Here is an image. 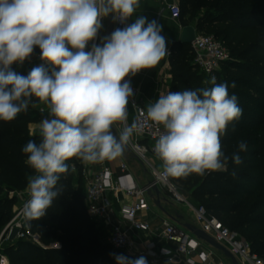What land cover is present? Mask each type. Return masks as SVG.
Wrapping results in <instances>:
<instances>
[{"label":"clouds","instance_id":"1","mask_svg":"<svg viewBox=\"0 0 264 264\" xmlns=\"http://www.w3.org/2000/svg\"><path fill=\"white\" fill-rule=\"evenodd\" d=\"M139 7L140 0H0V121L11 122L37 103L48 113L38 125L39 143L29 140L22 148L33 172L21 208L26 221L44 217L60 195L61 175L74 168L66 161L115 160L139 130L134 122L113 132V125L126 122L134 96L126 77L154 68L168 54L162 26L136 15ZM110 15L124 27L96 43ZM36 47L42 63L27 75L14 71L12 65L22 66ZM210 83V88L160 94L147 106V116L163 127L153 151L165 176H204L226 171L229 159L243 162L239 153L247 150L245 141L230 157L221 143L243 114L238 97L229 94L226 82L213 77ZM112 255L117 264H147L144 256ZM0 264L10 261L0 256Z\"/></svg>","mask_w":264,"mask_h":264},{"label":"trees","instance_id":"2","mask_svg":"<svg viewBox=\"0 0 264 264\" xmlns=\"http://www.w3.org/2000/svg\"><path fill=\"white\" fill-rule=\"evenodd\" d=\"M184 1L198 12L209 5L204 14L199 12L194 17L199 33L218 24L214 36L220 41V37L228 40L238 56H251L254 61L245 65L231 62L229 65L234 72L224 78H215L216 83L229 85V94L238 97L243 109L241 118L229 125L227 135L221 138L222 150L229 157L237 150L240 140L246 142L247 150L239 153L243 162L236 165L229 159L226 171L204 176L191 174L172 180L192 190V195L202 205L230 229L240 232L253 251L264 258V56L255 58L257 53H264V0ZM181 19H185L183 10ZM36 54H40L38 47L34 49L33 55ZM35 66L38 65L13 64L12 69L27 75ZM170 67L169 91L212 87L213 75L194 72L197 66L192 45L177 42L172 49ZM39 106V103L36 108L30 105L27 112L20 113L11 122L0 121V231L12 219L5 217L13 200L3 193L4 190H26L27 178L33 174L24 163L26 157L22 148L29 140L40 141L39 130L33 133L30 130L32 123H39L48 115L47 110L42 112ZM66 163L79 169L72 172L73 167H70L67 174L61 175L58 187L62 192L44 217L26 221L28 229L39 236L42 246L25 239L8 240L4 253L11 264H117L112 254L120 255L121 250L100 239L103 232L98 234L96 224L87 213L85 195L74 187L83 180L82 163L76 159Z\"/></svg>","mask_w":264,"mask_h":264},{"label":"built area","instance_id":"3","mask_svg":"<svg viewBox=\"0 0 264 264\" xmlns=\"http://www.w3.org/2000/svg\"><path fill=\"white\" fill-rule=\"evenodd\" d=\"M169 12L174 18L179 19L182 9L180 5L172 4L169 6ZM102 23L103 28L98 34L96 43L100 42V37L105 36L107 17L103 19ZM117 27H124V25L114 22V29ZM192 49L194 52V64L201 72L207 75H213L231 57L230 51L218 38L199 32H197V37L192 43ZM171 53L172 51L168 49L167 55L170 56ZM39 56L40 54L32 55L24 64L40 65L42 61L39 59ZM126 79H130L135 96L137 89L133 85L132 77H126ZM134 96L130 99V102L135 109L134 122L137 124L139 130L133 133L137 137L132 136L127 146L142 162L150 165L154 180L169 190L173 200L178 203H184L187 199L178 186L173 183L172 177L165 176L163 170H158L150 163L149 156L154 154L155 140L162 133L163 127L162 125L155 124L147 116L146 109L138 104ZM125 126H130L127 120L124 122L123 128ZM120 169L124 176L129 175L127 174L128 165L126 162L121 163ZM84 171L87 173L86 169ZM86 182L85 204L90 217L104 225L108 234V242L115 249L121 250L134 258L144 256L149 264H159L160 258L163 255H167L170 261H180L181 257H185L187 264H232L223 259L215 261L216 250L213 247L169 218L162 220V237L167 242L173 243L176 246V257L168 256L172 252L159 248L155 241L138 242L133 237V231L152 232V226L147 217H145V214L151 211V203L147 198V189L151 187V184L143 187L131 180L130 183H122L120 186L117 185L115 187L116 189L123 190L129 196L135 197L134 201L126 206L124 221L121 222L115 220L112 204L107 196L108 191L113 188V171L111 168L104 163L101 164L95 172L89 173ZM20 214L10 223L7 229L12 226L19 227L21 232L18 234L17 239H25L28 236L35 237L28 229L24 218L17 220ZM193 224L226 247L236 257L239 264H264V258L253 251L249 241L240 232L226 226L205 205L200 204L195 208ZM1 239L2 237L0 238V256H6L9 259L1 248ZM38 241L41 243L40 240ZM197 258H200V260H197Z\"/></svg>","mask_w":264,"mask_h":264},{"label":"crops","instance_id":"4","mask_svg":"<svg viewBox=\"0 0 264 264\" xmlns=\"http://www.w3.org/2000/svg\"><path fill=\"white\" fill-rule=\"evenodd\" d=\"M172 4H178L180 7H184V0H140V7L137 9L136 15L146 16L149 20L155 19L162 26V35H164L167 39V48L172 51L174 45L177 42H180L182 28L187 25H194L197 27V19H193L192 21H184L181 19L174 18L169 12V6ZM188 5V4H187ZM136 16L129 20V23L134 22ZM197 32L198 29H197ZM172 55V53H171ZM170 56L166 55L154 68L144 69L139 72L137 75L132 77L133 85L137 89V93L135 94V99L138 104L142 105L145 109L150 101H155L158 99L160 94H165L169 91V86L172 81V73L170 67ZM127 122L129 125L134 123V113L135 109L131 105V102L127 108ZM39 123H32L30 125V129L39 130ZM124 123H117L113 125V128L117 130V132L123 130ZM133 137H137V135L133 134ZM147 143V141H145ZM150 163L156 167L158 170H163L162 162L154 155L151 154L149 156ZM122 162H126L128 165V176H124L120 169V165ZM105 165L109 166L113 171V188L108 191V199L112 204V210L114 214V218L116 221H124V210L126 206L131 204L135 197L127 195L123 190L116 189L117 185H121L122 183H130L131 180L136 182L141 186H147L150 182L154 181V175L152 173V168L149 164L142 162L136 155H134L131 150L128 148L123 152L121 157H118L112 161H104ZM103 163H97L93 165V169L89 170V173L95 172L99 166ZM163 190L162 194V204L163 206L172 214L179 216L182 223H192L194 222V213L195 208L199 205V201L192 195V190L187 191L184 195L187 199L184 203H178L173 200L169 190L160 184ZM149 202L151 203V211L145 214V217L149 220L152 226L151 233H143L141 231H133V237L138 242H147V241H155L158 244L159 248H164L170 250L171 257H176L175 245L173 243L167 242L162 237L163 227L162 220L165 218L171 219V221L181 225L180 223L174 221L172 218L167 216L162 210H160L155 204L153 200L147 196ZM167 198V200L165 199ZM101 226L104 225L98 221ZM105 229V227H104ZM106 231V229H105ZM107 232V231H106ZM178 257V256H177ZM220 259L229 261L225 256L219 253L216 250L215 261H219ZM200 260V258H197ZM169 258L167 255H163L160 258L159 264H167ZM231 262V261H229ZM149 264V263H147ZM170 264H187L185 257H181L180 261H170Z\"/></svg>","mask_w":264,"mask_h":264},{"label":"rangeland","instance_id":"5","mask_svg":"<svg viewBox=\"0 0 264 264\" xmlns=\"http://www.w3.org/2000/svg\"><path fill=\"white\" fill-rule=\"evenodd\" d=\"M208 4L206 5V7L208 8ZM203 8L201 9L199 12L200 14H204V12L206 10H208L207 8ZM182 10L185 14V18H186V21L190 22L192 19H196L194 18L197 14H199V12L197 11L198 9H195L194 6L190 5L188 6L187 4L184 5V7H182ZM219 25L218 24H213V25H210L206 28H204L202 30V32H200L201 34H205V35H212L214 36V33L216 32V30L218 29ZM220 39L222 40L221 42L227 47V49L230 51V60H228L227 62L223 63L219 69L213 74V77H217V76H220L221 78H224L226 77L227 75H229L230 73H233L234 70L233 68L229 65L231 62H238V63H242V64H247L248 62H250L251 60L254 61L252 59L251 56H238L237 55V52L236 51H232V46L230 45V42L228 40H223L221 37ZM219 40V39H218ZM220 41V40H219ZM91 43V42H90ZM90 47V45H89ZM264 56V53L263 52H259L257 53L256 55V59H259L261 57ZM194 72H198L200 73V69L198 68H194ZM40 108L41 107H44L43 105H40L39 106ZM31 132L33 133L35 130L34 129H30ZM82 167H83V180L82 182L80 183V185L78 183H76L74 185L75 189L76 190H80L83 192V194L86 196V192H87V182H86V178L87 176L89 175V170L92 168L93 169V165L92 164H82ZM79 168H72V172H77ZM87 170V173H85L84 170ZM173 183L175 185L178 186V188L185 194L187 191H191L190 189H188L187 187H184L183 185L175 182L174 180H172ZM82 186V187H81ZM6 196H8V198L12 199L13 201L10 202L9 206H8V209L5 213V217H9L11 216V221L5 226V228L3 227V230L0 231V238L2 237L1 239V248L3 249V252L4 250L6 249V247L8 246V234H9V231L11 229V227L9 229L8 226L10 225V223L16 219V217L21 213V208H22V205L26 202V200L29 198L28 197V193L26 190L24 191H21V192H6L4 190L3 192ZM200 204H203L201 201H199V205ZM87 213L88 215L90 216L89 212H88V209H87ZM0 215H1V211H0ZM23 216L20 214V216L17 218V220H20L22 219ZM95 225V228L96 230H99L98 234L100 235L101 232H103L102 235H100V239L104 242V244H108V234L107 232L105 231L104 227L101 226V224L98 223L97 220H93L91 219ZM32 233V232H31ZM35 237H32V236H28L27 238H25V240L27 241H30L34 244H37V245H41V243H39V236L37 234H34L32 233ZM38 239V240H37ZM42 246V245H41ZM52 246H58L57 244H52ZM110 249H113L112 247H110ZM215 249V248H214ZM216 250V249H215ZM218 251V250H217ZM219 253H221L223 255L222 252L218 251ZM121 254H124L123 251H120ZM224 256V255H223ZM229 260V259H228ZM230 261V260H229Z\"/></svg>","mask_w":264,"mask_h":264},{"label":"water","instance_id":"6","mask_svg":"<svg viewBox=\"0 0 264 264\" xmlns=\"http://www.w3.org/2000/svg\"><path fill=\"white\" fill-rule=\"evenodd\" d=\"M114 30V22L112 20L111 15L107 17V25L105 30V35H110L111 32ZM197 37V27L194 25H187L182 28L180 42L186 45H192ZM117 132L115 128H113V132ZM118 133V132H117ZM128 149V146H125L124 151ZM151 187L147 189V195L153 200L155 206H157L160 210H162L167 216L172 218L174 221L180 223L183 227L187 230L191 231L197 238L203 240L211 247L215 248L216 250L223 253V255L231 261L232 264H239L236 257L223 245L218 243L214 238H212L209 234L204 232L202 229L197 227L192 223H182L179 216H176L170 213L162 204V194L163 190L160 184L157 181L150 182ZM149 184V185H150ZM167 200V198H165ZM21 232V229L17 226H12L9 234L8 240L13 241L17 239L18 234ZM3 237V236H2Z\"/></svg>","mask_w":264,"mask_h":264}]
</instances>
